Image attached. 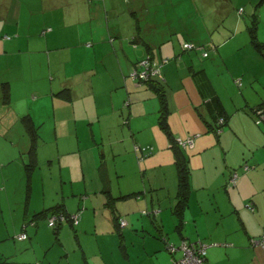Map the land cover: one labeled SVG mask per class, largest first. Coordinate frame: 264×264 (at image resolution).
<instances>
[{
  "label": "crops",
  "instance_id": "1",
  "mask_svg": "<svg viewBox=\"0 0 264 264\" xmlns=\"http://www.w3.org/2000/svg\"><path fill=\"white\" fill-rule=\"evenodd\" d=\"M120 2L123 4L125 0H111L109 5L106 0H34L33 6H25L26 16L20 12L8 22L13 36L9 43L0 39V61L3 59L5 71L10 67V56L37 51L32 48L37 39L64 44L65 25L75 28L86 25L90 34L85 39L93 37L92 40L96 41L92 43L87 39L86 42L87 47L93 48L94 64L83 62L80 65L88 74L86 89H69V101L58 95L57 89H23L19 92L18 100H25L29 108L24 112L12 109L23 126L22 116L32 118L38 139H46L45 132L52 131L51 135L56 141L61 138L58 143L75 142L79 147L76 151L68 152L60 150L58 145L53 159L76 154L79 176L70 172L65 179L68 181L71 178L70 183L75 184L70 190L72 196L81 193L80 201L82 195L86 196L81 204L77 201L78 207L72 211L70 208L74 207L69 202L57 203H62L70 215H79L78 223L71 225L75 226L73 230L77 234L89 235L96 247L91 248L92 253L87 256L79 244L80 250H67L64 257L61 254L53 259L52 251L57 246L55 241L60 243L58 236L68 227L60 225L55 241L45 246L40 240V219L26 227L27 239L24 240H17L20 231L9 232L2 221L0 264H76L78 261L82 264L88 258L89 264H116L117 259L119 264H172L173 258L181 252L170 253L168 244L178 245L198 239L209 244L206 257L210 264H264V250L250 243L252 237L264 231V127L256 123L253 111L264 99V59L246 41L234 49V55L229 56L234 60L239 57L241 62L238 65L230 66L228 56L217 55L222 65L214 68L215 78L211 70L208 71L211 65L207 67L205 63H197L207 74L225 109L226 123L217 134L208 128L210 116L189 72L181 77V80L186 78L182 88L165 89L169 111L167 121L171 132L178 140H192V146L185 149L191 169L190 192L187 205L178 218L172 211L176 202L177 173L167 137L158 124L159 100L156 90L141 89V85H134L129 77L133 64L145 58L149 52L151 58L158 60L153 52L161 42L157 43L153 37L146 35L141 38V34L135 31L132 34L135 40L132 48V40L126 38L131 34L129 31L122 32V21L127 15ZM128 11L131 12V6ZM6 14L5 22L8 19ZM66 14L73 20L68 19ZM115 16L116 21L112 20ZM66 21L72 23L67 24ZM32 30H35L34 34ZM107 34L109 41H106ZM75 38L78 43L84 41L82 34ZM195 46L196 49L206 47L201 43ZM101 47H107L108 53L99 55L97 52ZM168 59L162 63L161 75L165 82H171L176 77L173 68H168ZM48 60L50 62V56ZM189 61L192 63L191 59ZM20 64L17 67L22 69H17L15 75L21 77L25 72L23 60H20ZM193 67V64L188 66L189 70ZM238 79L241 85L235 83ZM6 82L9 83V98L4 102L2 96L1 103L13 106L14 89L9 80ZM85 125L88 127L84 128ZM23 131L29 137L25 126ZM84 142H90V147L95 143L105 144L100 145L99 152H96V148L84 152L87 148H80ZM134 143L151 146V152H139L138 157L132 151ZM35 154L36 160L37 150ZM207 154L208 158L205 159ZM243 164L248 165L249 169L243 170ZM234 169L238 171V177L234 184L228 186ZM31 174L32 171L27 187L28 198ZM64 185L61 187L62 193L68 191L64 190ZM139 189H145V192L147 189L159 191L163 196L160 198L153 194L147 199V192L144 194ZM108 194L115 198L111 206L106 204ZM193 195H196L199 206L196 204L194 207ZM248 204L253 210L247 208ZM40 207L34 211L48 208L45 203ZM145 211H150L149 221L144 217ZM187 211L192 218L186 217ZM115 215L123 218L126 225L116 229ZM150 216L154 219H150ZM154 221L158 223L157 228ZM63 222L66 220L60 224ZM116 230L126 244L125 248L122 247L124 258L115 246L116 238L112 233L115 234ZM126 236H133L135 241L130 242ZM106 237H109L112 245L108 260L105 256L108 250ZM80 241L83 243L82 238Z\"/></svg>",
  "mask_w": 264,
  "mask_h": 264
},
{
  "label": "rangeland",
  "instance_id": "2",
  "mask_svg": "<svg viewBox=\"0 0 264 264\" xmlns=\"http://www.w3.org/2000/svg\"><path fill=\"white\" fill-rule=\"evenodd\" d=\"M110 1L111 0H106L107 5L110 4ZM127 1L125 0L123 4L120 2V5L125 8L124 13H126L129 18L128 20L127 16H125V20L123 19L122 21L124 25L122 32L129 31L131 34L129 36L130 38L128 36H126V38L131 41L132 34L136 31L137 34H141V38H144L143 36L146 35L148 37L150 36V38L153 37L157 43L161 42L155 47L153 52V55L158 58V60L151 58L149 51V53L145 55L146 59L141 58L140 60H147L148 58L151 63H155L159 68V75L162 77L161 74H163L162 71L164 67L162 63H165L166 61H163L169 58L170 64H168V68L172 67L176 75L171 82L163 81L164 87L156 81H139L137 77L129 76L131 80L134 81V85H141V89L158 88L169 90L179 86L182 88V84H184L186 78L181 80V77L184 76L186 72L191 73V70L188 68L191 64H193L194 70L200 68L201 66H198L197 63H205L207 67L211 65L212 69L210 68L208 71L211 70L210 72L215 78L214 68L222 65L220 59L217 57V55L220 54H222V56H228L227 60L230 66H233V64L238 65L241 59L238 57V60H234V58L229 56L235 54L234 49L238 45L249 41L248 28L252 25V20L254 18L257 20V38L260 41H264V0ZM33 5L34 0H14V3L12 0H0V29L5 28L3 31H0V39L7 40L5 43H9V39H12L13 36L8 29V22L20 12L26 16L25 6ZM129 6H131L130 13L128 11ZM5 14L8 18L6 22L4 21ZM66 17L68 19L72 18L73 20V17H70L68 14H66ZM112 20L116 21V16L115 19ZM94 21L95 20H92V22ZM66 23L71 24L72 22L66 21ZM64 28L65 36L63 39L66 40L64 44H58V41L54 44L37 39L32 45L33 50L37 51H25L10 56L11 63L8 65L10 67H8L6 71L4 69V63H2L3 59L0 61V82L9 80L12 89H14L13 106L1 103L2 92L0 91V223L3 221L4 227H7L9 232L20 231L23 220L33 215L35 212L34 210L38 207L41 208L40 206H42L43 203H45L46 207H50L57 202H65L66 204L69 202L70 206L74 207L73 209L70 208L71 211L78 207L77 201L80 199L81 193H74L76 196H72L70 190L75 184L70 183L69 180L71 178L68 180L69 182L65 179L70 175V172L75 173L77 177L79 176L76 154H73V156L56 157L54 159L53 157L57 152L58 145L60 150L68 152L76 151L79 147L75 142L58 143L61 138L56 141L51 135L52 131L45 132L46 139L42 137L38 139L37 136L35 148V150H37V158L31 174V190L30 197L28 198V206L26 205L27 186L24 165L28 163L27 158L30 140L23 131L24 126L19 119L15 118V114L12 113L13 108L18 112H24L25 109L29 108L25 100H18L19 92L23 89H57L58 91L65 86L69 89H86V82L89 80L88 74L83 71L86 69L83 67L81 68L80 65L83 62H88L89 65L94 64L92 60L94 53L93 48L87 47L86 42L87 39L92 43L96 41L92 40L93 37L85 39V36L90 33L88 27L84 24H81L78 28L72 25H65ZM32 32L34 34L35 30H32ZM79 34L84 36L82 44L78 43L75 38V36L79 37ZM94 35L96 36V31ZM108 36V34L105 36L106 41H109ZM131 43L133 48L134 44L132 41ZM185 43H189L193 45V47L185 49ZM196 43L205 44V48L208 50L207 57H203L201 52L205 48L196 49ZM97 53L99 55L107 54V47H101ZM165 55L169 57L167 58ZM48 56H50V62ZM85 58L87 59L86 61H84ZM190 59L192 63L189 61ZM213 59H215V62H212ZM20 60H23V69L25 70L24 75L21 77L15 75L18 71L17 69H22V67H17L21 65ZM207 62H211V64H207ZM214 63L217 65H214ZM143 68L144 66H137V71ZM165 70H167V67ZM162 79L164 80L163 77ZM93 80L94 79H91L90 81ZM107 81L109 80L107 79ZM148 117L150 119L151 115L149 114ZM53 127L52 125L51 128L53 129ZM87 127L88 125H85L84 128ZM184 140H187V138ZM90 144V142L81 143L80 148H87L84 152L96 148V152H99L100 145L102 146L105 142L95 143L93 147H90ZM132 148L133 153H137L138 157L139 152L141 154L150 153L152 149L149 145L140 146L136 143L133 144ZM204 158L207 159L208 154L204 156ZM51 159H53V161L49 162ZM62 185H64V190L68 189L65 193H62ZM139 190H143L144 194L147 192V199H150L153 194L160 198L163 196L162 192L159 191L156 192L147 189L145 192V189ZM85 196L86 195L81 196L82 200H79L80 204ZM193 196L195 198L193 202L194 207H196V204L199 206V204L196 203V195ZM162 201L166 204L164 198ZM11 212L12 215H10ZM144 217L149 221V214L144 213ZM186 217L192 218L188 211ZM47 218L48 217H44L39 220L40 240L45 246H50L55 241V236L60 229V225L68 227V229L64 230L61 234L58 233V235L60 234L58 236V241H60V243L55 241L57 246H55L52 251L53 259H57L61 254L64 257L67 250H80L79 244H81V248L87 256L92 253L91 248H95L96 244L94 241H91L88 237L89 235L85 233L77 234L73 230L75 226H71L68 222L50 227L47 225ZM150 219L154 218L150 216ZM14 224H16L15 228ZM55 228H57V232H55ZM142 228L147 230L146 227ZM112 234L116 238V249H118L120 255L124 258V249L122 247L125 248L126 244L119 232L118 234L120 236L117 235V230L115 234ZM81 238L83 243H79ZM126 238H128L130 242L135 241L133 236H126ZM106 241L108 243V250L105 256L108 260L110 256V254L108 255L109 247L112 245L109 237H106ZM205 243L208 244V242ZM179 244L180 243H178V245ZM209 249L210 247L207 251H209ZM179 255L178 252L176 256ZM82 262V264H89L90 260L88 258L86 263L84 261ZM73 263H75V261ZM79 263L78 261L76 264ZM116 264H119V259H117Z\"/></svg>",
  "mask_w": 264,
  "mask_h": 264
},
{
  "label": "trees",
  "instance_id": "3",
  "mask_svg": "<svg viewBox=\"0 0 264 264\" xmlns=\"http://www.w3.org/2000/svg\"><path fill=\"white\" fill-rule=\"evenodd\" d=\"M248 33H249V42L251 44V46L254 48V50L256 52H258V54H260L262 56V58L264 59V41H260L257 38V20L256 18H254L252 20V25L248 28ZM132 42H135L134 37L131 38ZM196 47V46H195ZM197 48H202L197 47ZM187 49V48H185ZM203 52H206L208 55V51L207 50H202V56H203ZM206 55V56H207ZM205 57V56H204ZM141 60L136 61L133 64V67H136V64H138V62H140ZM133 69V68H132ZM191 78L194 82V85L196 87V89L198 90L202 101H203V105L208 113V115L210 116V121L209 123H207L208 128L211 129L214 133H218L219 130L223 127V125L226 123V117H225V109L224 106L219 98V96L215 93V91L213 90V86L210 83V80L207 76V74L205 73V71L203 69H191ZM131 77V74H130ZM137 78L139 79V81H143V79H141L139 76H137ZM146 81H156L158 83H160L163 87H164V83H163V79L161 76H157V77H149ZM235 83H237L238 85L240 81L239 79L237 81H235ZM157 96H158V100H159V107H158V115H157V120H158V124L160 129L163 131V133L166 135L167 140H168V145L170 150L173 153V158H174V166L176 168V173H177V190H176V202L172 208V211L175 215H177L178 218H180L184 208L187 205V200H188V195L190 192V174H191V169H190V165H189V157L188 154L186 153V147L188 146H182L181 143L179 142V140L173 135V133L170 130L168 121H167V115H168V108H167V104H166V96H165V89H155ZM0 91L2 92V100L4 102H6L9 98L8 94H9V83L4 81L0 83ZM58 95H61V97L63 99H65L66 101H69L71 99V95H70V91L68 87H64L61 90H58L56 92ZM264 104V99L263 101L257 105V107L253 110L254 113L256 114V120L258 119V109L261 108ZM22 123L24 124L26 131L28 132V136H29V148H28V163H25L24 165V169H25V177H26V186L29 187V177H30V173L32 171V169L35 166V153H36V127L33 123L32 118L29 115H24L21 117ZM257 123V122H256ZM258 125H261L264 127L263 123H258ZM244 165V164H243ZM243 168V166H242ZM234 172H237V177H238V171L237 170H232L231 174H230V178L228 180V186L231 184H234V182H232V174ZM26 197L28 198V196L26 195ZM115 198L112 197L110 194L107 195V201L106 204L111 206L112 201ZM247 208L250 210H253V207L250 206L249 204L247 205ZM58 213H63L66 216V222L70 223V225H76L78 223V221L76 223H74L72 221V219L70 218V214L68 212L65 211L64 206L62 205V203H57L53 206H50L48 208H45L43 210L37 211L35 212L33 215L27 217L26 220H23L22 222V226H21V230L19 232V234L16 236L17 240H24L27 239V233H26V227L29 226L30 224H35V221L41 219V218H46L52 214H58ZM146 214H149V212L145 211ZM115 214V213H114ZM48 219V218H47ZM114 220L116 221V229L117 228H122L123 226L120 225V218L117 217V215L114 216ZM121 220H124L123 218H121ZM125 221V220H124ZM61 221H58L56 223L60 224ZM154 223H156V221H154ZM157 224H155V227L157 228ZM55 225V226H56ZM179 225V223H178ZM52 226V227H55ZM118 226V227H117ZM55 232H57V228L54 229ZM25 234V238L23 239H19L18 236L20 234ZM264 234V231L258 235L257 237H252L250 240V243L258 248H260L261 250H264V241L262 242H258V243H254L255 240H262V236ZM199 241H202L200 239H198ZM203 243H205L204 241H202ZM181 244V243H180ZM206 244V243H205ZM219 244V243H218ZM173 245V244H172ZM209 245V244H208ZM221 245V244H219ZM170 244L167 245V248H169ZM175 247H178L179 245H174ZM179 250V249H177ZM176 250V251H177ZM181 252V250H179ZM175 253V252H173ZM172 253V254H173ZM182 254V252H181ZM180 256L173 258V259H178L181 257ZM207 255V252H206ZM7 261H9V258H5ZM207 259V257H206ZM208 264H210L208 261H206Z\"/></svg>",
  "mask_w": 264,
  "mask_h": 264
},
{
  "label": "built area",
  "instance_id": "4",
  "mask_svg": "<svg viewBox=\"0 0 264 264\" xmlns=\"http://www.w3.org/2000/svg\"><path fill=\"white\" fill-rule=\"evenodd\" d=\"M193 45L189 43L184 44V48H192ZM207 53L203 52V56H206ZM146 59V58H145ZM141 60L136 64V67H133L131 71V76L137 77L139 76L143 80H147L149 77H157L159 75V68L156 66L155 63H151L150 60ZM137 66L142 67L143 69H140L137 71ZM258 119L257 123H263L264 124V104L261 108L258 109ZM220 131V130H219ZM182 146H192V140H179ZM243 169L247 170L249 169V166L244 164ZM237 177V172H234L232 174V182L235 181ZM78 214H72L70 215V218L74 223L78 221ZM66 220V216L63 213L58 214H52L47 219V225L52 227L55 226L58 221H64ZM120 225L124 226L126 222L124 220L120 219ZM19 239L25 238V234H20L18 236ZM264 241V234L262 236V240H255L254 243L262 242ZM214 245H219L218 243H214ZM208 244L203 243L202 241L196 240V241H184L179 244L178 247H175L174 245H170L168 250L170 253L175 252L177 249L181 250L182 254L181 257L178 259H173L172 264H208L206 261V251L208 248Z\"/></svg>",
  "mask_w": 264,
  "mask_h": 264
}]
</instances>
